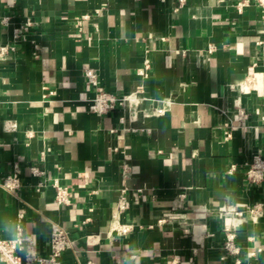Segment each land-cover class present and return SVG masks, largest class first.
<instances>
[{
    "label": "crops",
    "instance_id": "0c3cea01",
    "mask_svg": "<svg viewBox=\"0 0 264 264\" xmlns=\"http://www.w3.org/2000/svg\"><path fill=\"white\" fill-rule=\"evenodd\" d=\"M242 1L0 0V46L14 47L0 58V181L15 164L22 180L15 192L0 187V228L21 223L46 254L60 224L74 240L62 264H120L121 250L140 264H264V168L248 175L257 157L264 165V8L239 10ZM253 65L255 89L243 93ZM97 88H141L142 110L98 115ZM54 179L70 206L55 203ZM122 196L126 234L111 230ZM168 211L185 213L188 231L159 224ZM233 225L239 254L223 258Z\"/></svg>",
    "mask_w": 264,
    "mask_h": 264
},
{
    "label": "built area",
    "instance_id": "2783aa9c",
    "mask_svg": "<svg viewBox=\"0 0 264 264\" xmlns=\"http://www.w3.org/2000/svg\"><path fill=\"white\" fill-rule=\"evenodd\" d=\"M260 5L264 8V0H256ZM188 0H177V7L185 5ZM250 1L245 0L238 3L237 7L239 10L243 9ZM100 10H97L99 12ZM90 18V15H83L79 21V23L83 22ZM2 21L6 23L7 18H3ZM20 28L14 29V37L18 38L20 36ZM264 32V31H263ZM258 45L262 46L264 50V39H261L257 42ZM14 49L12 45H2L0 46V58L7 57L10 52ZM212 52V47L208 49V53ZM258 58V56L256 55ZM254 65L248 71V74L245 80L239 85V91L243 93H249L255 89V79L256 76L253 70ZM151 69V58L147 55L143 61V65L138 69V73L146 77L149 75V71ZM87 82L92 86L97 87V74L92 70H87L86 73ZM142 89L138 88L126 95H117L114 94L106 89L97 88V92L95 97L92 99L89 108L91 111L97 113L98 115H104L109 112H112L116 109H122L123 111H132L134 115H137L142 110V105L144 102V97L142 95ZM163 109H145L143 115H158L162 114ZM237 117L240 121L244 122L248 119L249 113L239 107L237 111ZM126 122V117L122 116L120 118V123L124 124ZM231 133H227L226 137H230ZM264 165H262L261 159L259 157L256 158L252 169L248 172V175L252 179H256V172L258 169H263ZM31 171L34 175L40 176L43 172L38 167H32ZM46 182L44 180H40L37 184V189L40 190L44 187ZM52 185L55 189V196L54 200L55 203L59 207H68L72 203V193L70 189L64 185H62L58 179H54ZM0 187L9 192H15L22 187V180L19 171V165L15 164L13 166V171L9 173L3 180L0 181ZM127 207V199L126 196H122L118 201V211L112 216L111 221V230L116 231L119 234H126L131 229L132 226L128 224H124L120 221V213H122ZM259 205H255L253 209H250V213L252 215L257 214ZM224 211H234L233 207H224ZM22 216V215H21ZM254 217V216H253ZM89 219H86L88 221ZM237 223L242 222V215L239 213ZM159 224H166V223H179L181 226L184 227L185 231H188V224L186 221L185 213L179 212H165L159 217L158 219ZM17 225H22L18 223ZM237 225V224H236ZM229 233H227L226 240L224 241V251L225 254L223 258L228 255H236L239 254V250L236 247L235 240V225L228 228ZM9 238H5L2 236L0 231V251H3L4 248L10 247L8 243ZM33 244L37 243L36 235L32 236ZM73 238L69 230L62 227L60 224L56 222H52L50 226V237H49V249L46 254L42 253L38 247V251H35L33 255L29 257V260L32 264H62L63 256L66 251L69 249L74 248L73 246ZM264 250L263 247H259L257 249L258 252ZM17 256H21L20 253H16ZM236 264H242L240 259L236 260Z\"/></svg>",
    "mask_w": 264,
    "mask_h": 264
},
{
    "label": "clouds",
    "instance_id": "9594fccd",
    "mask_svg": "<svg viewBox=\"0 0 264 264\" xmlns=\"http://www.w3.org/2000/svg\"><path fill=\"white\" fill-rule=\"evenodd\" d=\"M0 231H7L9 237L8 243L10 247H6L0 251V264H32L29 257L35 251H38V241L34 245L32 236L35 235L30 229L23 225H15L9 230L0 228ZM20 253L21 256H17ZM120 264H140V258L135 255H130L127 251H118Z\"/></svg>",
    "mask_w": 264,
    "mask_h": 264
}]
</instances>
